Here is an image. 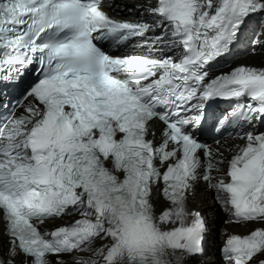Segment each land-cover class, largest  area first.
<instances>
[{
    "label": "snow or ice",
    "instance_id": "obj_1",
    "mask_svg": "<svg viewBox=\"0 0 264 264\" xmlns=\"http://www.w3.org/2000/svg\"><path fill=\"white\" fill-rule=\"evenodd\" d=\"M105 6L0 0V264H188L208 235L201 182L250 226L225 234L227 264H264V132L244 130L264 123V67L210 75L264 0ZM214 98L238 102L213 126L242 130L231 159L200 138Z\"/></svg>",
    "mask_w": 264,
    "mask_h": 264
},
{
    "label": "bare ground",
    "instance_id": "obj_2",
    "mask_svg": "<svg viewBox=\"0 0 264 264\" xmlns=\"http://www.w3.org/2000/svg\"><path fill=\"white\" fill-rule=\"evenodd\" d=\"M109 2L114 5H123V3H129L126 9L133 8L134 6H145L146 0H105L104 4L107 5ZM218 2L222 3V0H218ZM131 5V6H130ZM107 8L106 6L103 8ZM115 10L118 14H111L113 17L118 19H127L130 17H138L141 16L139 11H128L130 13H126L125 10H120L117 7L111 8ZM106 11V10H105ZM107 12V11H106ZM108 13V12H107ZM123 17H121V16ZM260 17H264V15H259ZM260 20V18H258ZM238 65H248L255 67H264V50L259 52L256 56H245L240 61L237 62ZM155 138L158 141L159 137V129H161V125L155 124L153 126ZM219 147L223 148L225 151V147L221 144ZM227 156V155H226ZM189 207L192 209H198L201 211L208 221V235H207V243L204 247V253L201 256L192 258L189 260L188 264H227L222 261L221 257L218 255V247L224 244L225 234L226 233H234V232H249L250 226L246 225H231V224H220V219H228V216L225 212H223L219 206V204L215 200V193L206 188L204 185H197L195 194L189 200ZM70 218H65V220L55 221L53 220L49 225V229H53L57 225H62L68 223ZM211 240V243L208 241ZM6 250V248H5Z\"/></svg>",
    "mask_w": 264,
    "mask_h": 264
},
{
    "label": "rangeland",
    "instance_id": "obj_3",
    "mask_svg": "<svg viewBox=\"0 0 264 264\" xmlns=\"http://www.w3.org/2000/svg\"><path fill=\"white\" fill-rule=\"evenodd\" d=\"M124 5H128L129 6V3H123ZM120 7H117L118 9H120V10H125V12L126 13H130V12H128V10L126 9V7H124L123 5L121 6V5H119ZM131 6V5H130ZM219 223L220 224H224V219H220L219 220ZM227 225V224H226ZM222 246V245H221Z\"/></svg>",
    "mask_w": 264,
    "mask_h": 264
}]
</instances>
